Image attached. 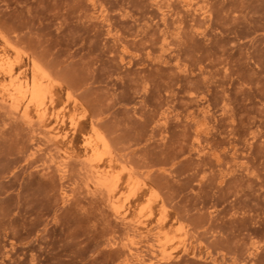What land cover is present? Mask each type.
Masks as SVG:
<instances>
[{
    "label": "rangeland",
    "instance_id": "1",
    "mask_svg": "<svg viewBox=\"0 0 264 264\" xmlns=\"http://www.w3.org/2000/svg\"><path fill=\"white\" fill-rule=\"evenodd\" d=\"M0 264H264V0H0Z\"/></svg>",
    "mask_w": 264,
    "mask_h": 264
},
{
    "label": "bare ground",
    "instance_id": "2",
    "mask_svg": "<svg viewBox=\"0 0 264 264\" xmlns=\"http://www.w3.org/2000/svg\"><path fill=\"white\" fill-rule=\"evenodd\" d=\"M35 69H36V71L37 72H39V73H45L44 72V70H43V68H41L40 66H38V65H35ZM10 75L12 76L13 75V71L11 70L10 71ZM37 82V81H36ZM24 83V82H23ZM27 83V82H26ZM25 83V84H26ZM19 84H21V83H19ZM42 84V83H41ZM39 85V84H37V83H35V84H33L31 87H30V89L29 90H27L26 89V92H21L20 94H21V97H27V96H31L30 98L31 99H33V100H37V99H41V100H43L44 98H46V96L48 95V89H47V87H43L42 85ZM22 85V84H21ZM29 85V84H28ZM26 86V85H25ZM26 88V87H25ZM16 90V89H15ZM17 91V90H16ZM12 96H13V102H12V104H11V106H12V108H14V110H16V105L19 103V101H18V99L19 98H17V97H15L13 94H12ZM11 96V97H12ZM12 99V98H11ZM10 100V99H9ZM12 101V100H11ZM39 104V103H38ZM5 105V104H4ZM40 109L38 110V112H39V118L40 119H44L45 118V116H46V108L44 107V102H42V103H40ZM28 118H30L29 117V109L27 108L26 110H25V114H24V118L23 119H28ZM33 123V122H32ZM51 140V139H50ZM54 140V139H53ZM59 171H60V173H62V174H66L67 172H68V170H67V167H61L60 169H59ZM98 181H99V188H103L104 187V181L103 180H101V179H99L98 178ZM108 192H109V196H110V200H111V202L113 203V201H112V199H113V196H112V193H113V191L112 190H108ZM122 219V221L123 222H126V217H123V218H121ZM126 223H128V222H126ZM131 223V222H130ZM132 224H134V223H132ZM130 225V224H129ZM135 226V225H134ZM173 259V258H172ZM170 260V259H169Z\"/></svg>",
    "mask_w": 264,
    "mask_h": 264
}]
</instances>
